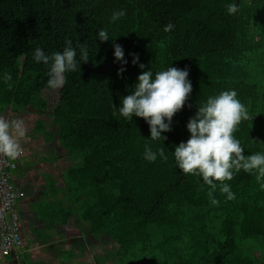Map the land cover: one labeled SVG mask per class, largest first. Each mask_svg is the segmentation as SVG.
<instances>
[{"label": "trees", "instance_id": "obj_1", "mask_svg": "<svg viewBox=\"0 0 264 264\" xmlns=\"http://www.w3.org/2000/svg\"><path fill=\"white\" fill-rule=\"evenodd\" d=\"M233 2L239 11L229 15ZM119 10L125 15L110 22ZM168 23L174 28L164 32ZM101 28L108 41L96 38ZM65 40L78 53L86 46L89 59L51 90L33 50L60 51ZM113 44L123 48L126 64L115 60ZM167 65L188 70L192 91L171 130L161 133L166 138L152 140L143 118L126 121L116 108L143 70ZM5 72L12 78L0 82V115L31 119L50 138L55 130L68 158L62 173L68 205L49 204L50 215L41 218L48 229L57 218L61 224L73 217L85 224L84 239L49 252L55 264L78 260L81 252L92 258L79 264H264V188L255 175L241 170L225 181L232 200L216 182L219 204L212 205L209 186L182 173L171 154L188 139L186 123L197 108L229 89L249 113L233 133L242 154L264 152V0H0V75ZM50 121L55 129L48 132ZM145 147L164 148L168 160L146 161ZM24 247L0 253V264H13L15 256L22 264H46L31 261Z\"/></svg>", "mask_w": 264, "mask_h": 264}, {"label": "clouds", "instance_id": "obj_2", "mask_svg": "<svg viewBox=\"0 0 264 264\" xmlns=\"http://www.w3.org/2000/svg\"><path fill=\"white\" fill-rule=\"evenodd\" d=\"M226 11L234 15L239 7L235 2L229 3ZM124 15V10L114 11L110 22H116ZM173 28L174 25L168 23L163 31L170 32ZM95 36L101 42L110 39L108 31L103 28L98 29ZM64 44L62 50L48 54L40 47L33 50V61L47 67L46 86L51 90L62 88L67 82L66 74L76 72L80 63L89 59L86 46L81 45L78 53L71 40H65ZM113 55L121 64L127 63L119 44H113ZM132 63H138L135 54ZM138 67L145 68L143 64H138ZM124 70L121 67L118 74ZM187 77L186 68L178 69L169 65L155 72L151 69L143 70L132 85L130 94L120 98L118 108L113 107L126 121L132 120L133 116L143 118L148 125L149 138L162 141L166 137H162L161 133L171 130L173 115L182 108L192 91L191 81ZM11 78V74L5 72L0 75V82L8 83ZM247 119L248 109L237 98V92L234 89L220 91L208 96L188 119V139L173 146L171 154L175 166L184 174L202 178L203 183L210 188L208 196L212 205L219 204L213 196L218 187L216 182H219V190L226 194L228 200L235 199L231 185L225 181H231L234 174L241 170L254 174L257 183L264 188V152L243 155L244 148L233 135L241 121ZM26 135L27 127L23 118L9 119L0 115V156L15 161L22 153L20 139ZM158 157L161 161L168 160L164 148L153 151L145 147L143 158L146 161L155 162Z\"/></svg>", "mask_w": 264, "mask_h": 264}, {"label": "crops", "instance_id": "obj_3", "mask_svg": "<svg viewBox=\"0 0 264 264\" xmlns=\"http://www.w3.org/2000/svg\"><path fill=\"white\" fill-rule=\"evenodd\" d=\"M54 129L52 122H48L46 131ZM54 132L52 138L43 132L34 134L33 138L30 136L21 138L22 153L17 159V167L11 171V179L17 184L13 183L24 192V197L17 202L21 234L26 239L22 250L29 253L31 261H39L38 263L44 261L46 264L56 263L49 252L52 253L62 247L72 249L75 247L74 240H83L82 230L85 227V224H79L75 218L70 217L61 224L57 218L58 222L44 229L45 223L41 217L50 215V211L45 210V207L49 204H57L60 200L63 202L62 206L68 205L67 200L63 201L65 193L62 186V173L68 165V158L62 146L57 143ZM32 151H36L37 154L33 156ZM84 256L81 252L80 255L74 256L78 259L75 260L77 263L73 259L65 261L64 264H79L80 258Z\"/></svg>", "mask_w": 264, "mask_h": 264}, {"label": "built area", "instance_id": "obj_4", "mask_svg": "<svg viewBox=\"0 0 264 264\" xmlns=\"http://www.w3.org/2000/svg\"><path fill=\"white\" fill-rule=\"evenodd\" d=\"M16 161L0 156V253L12 254L22 247L21 221L17 202L24 192L12 183Z\"/></svg>", "mask_w": 264, "mask_h": 264}, {"label": "rangeland", "instance_id": "obj_5", "mask_svg": "<svg viewBox=\"0 0 264 264\" xmlns=\"http://www.w3.org/2000/svg\"><path fill=\"white\" fill-rule=\"evenodd\" d=\"M25 123H26V127H27V135L26 136H30L31 138H33L34 137V134H42V133H37L35 130H34V128H33V126H34V121H32L31 119H26L25 120ZM25 136V137H26ZM36 139H34V141H35ZM39 143H41L40 141H39ZM31 154L33 155V156H35L36 154H37V152L36 151H32L31 152ZM21 237H22V234H21ZM24 241H26V239L25 238H23L22 237V244H24ZM103 244V243H102ZM102 253V255H104V258H108V256H107V254H108V250H106V251H104V252H101ZM84 255H85V258L87 259V260H91V255L92 254H89V255H87V254H85V253H83ZM1 255V254H0ZM13 264H22V262H21V260H20V256H19V259H18V257H16V259H14L13 260ZM99 264H100V261H99ZM102 264H103V262H102Z\"/></svg>", "mask_w": 264, "mask_h": 264}]
</instances>
